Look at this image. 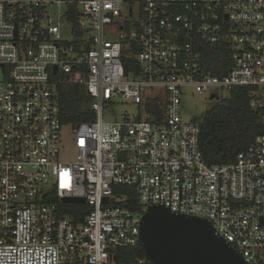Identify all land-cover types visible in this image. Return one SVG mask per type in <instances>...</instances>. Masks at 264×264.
<instances>
[{
  "label": "built area",
  "instance_id": "obj_1",
  "mask_svg": "<svg viewBox=\"0 0 264 264\" xmlns=\"http://www.w3.org/2000/svg\"><path fill=\"white\" fill-rule=\"evenodd\" d=\"M59 78L83 88L92 121L61 123ZM233 88L264 128V0H0V264H152L117 253L140 245L150 206L208 220L264 264V131L208 165L197 118L181 116L188 90L214 103ZM119 101L135 114L114 118ZM119 185L138 209L114 205ZM66 198L91 207L82 222L61 213Z\"/></svg>",
  "mask_w": 264,
  "mask_h": 264
},
{
  "label": "trees",
  "instance_id": "obj_2",
  "mask_svg": "<svg viewBox=\"0 0 264 264\" xmlns=\"http://www.w3.org/2000/svg\"><path fill=\"white\" fill-rule=\"evenodd\" d=\"M211 51L219 62L224 61L228 64V50L223 46L212 48ZM225 73L226 71L218 73L214 70L216 75H224ZM57 82L61 123L75 125L92 121L94 116L89 109L92 100L86 95L83 88L64 78H59ZM145 108L153 109L148 103ZM197 120L200 128L199 148L205 163L208 165H223L234 162L237 154L244 151L255 137L264 131L259 123L258 113L248 105L247 90L243 88H233L228 97L212 103ZM114 195L125 197L123 202L114 203L115 206L138 209L134 186H116ZM53 202L56 201L53 200ZM58 205L61 207L62 214L73 215L79 222H82L84 215L91 211V207L86 203H58ZM117 253L122 255V257H118V260L123 262L145 257L139 244L133 248H119Z\"/></svg>",
  "mask_w": 264,
  "mask_h": 264
},
{
  "label": "water",
  "instance_id": "obj_3",
  "mask_svg": "<svg viewBox=\"0 0 264 264\" xmlns=\"http://www.w3.org/2000/svg\"><path fill=\"white\" fill-rule=\"evenodd\" d=\"M63 201L84 202L82 198ZM139 243L152 264H247L215 234L208 220L175 214L163 206H150L143 213Z\"/></svg>",
  "mask_w": 264,
  "mask_h": 264
},
{
  "label": "rangeland",
  "instance_id": "obj_4",
  "mask_svg": "<svg viewBox=\"0 0 264 264\" xmlns=\"http://www.w3.org/2000/svg\"><path fill=\"white\" fill-rule=\"evenodd\" d=\"M137 4L133 5V15L137 14ZM123 102H116L114 118H120L121 114L128 113L134 115L136 106L122 104ZM212 103L206 100L205 95H197L188 90L182 97L181 102V116L184 121H189L194 118H200L201 115L210 107ZM62 143L64 150L61 151V159L64 161H71L73 157V135L70 126L62 129Z\"/></svg>",
  "mask_w": 264,
  "mask_h": 264
}]
</instances>
